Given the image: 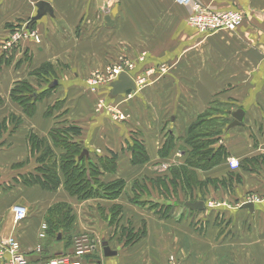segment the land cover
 <instances>
[{"label": "crops", "instance_id": "0c3cea01", "mask_svg": "<svg viewBox=\"0 0 264 264\" xmlns=\"http://www.w3.org/2000/svg\"><path fill=\"white\" fill-rule=\"evenodd\" d=\"M40 2L52 15L31 25L39 40L6 48L15 31L10 26L27 24ZM190 2L0 0V238L16 239L27 264L58 256L75 261L79 237L96 243L80 264H171L170 258L264 264V0ZM193 4L238 11L244 19L234 31L201 34L186 25ZM122 63L135 90L111 97L117 78L104 86L107 69ZM44 64L54 73L36 76ZM22 82L45 93L31 115L10 96ZM238 111L240 125L229 128ZM10 117L20 120L17 126ZM202 117L220 132L204 138L216 140L209 148L222 146L240 162L238 170L223 159L208 169L188 166V130ZM68 126L80 129L73 140L86 151V164L97 167L99 182H124L114 199L69 195L60 170L54 191L24 184L40 167L27 136L44 139L58 164L65 150L51 134ZM134 144L146 162L132 163ZM244 202L253 210L242 208ZM197 203L201 208L190 207ZM59 204L71 210L70 230L56 239L45 231L40 239L48 212ZM17 206L27 212L20 223ZM104 248L114 254L105 256Z\"/></svg>", "mask_w": 264, "mask_h": 264}, {"label": "trees", "instance_id": "16d2710c", "mask_svg": "<svg viewBox=\"0 0 264 264\" xmlns=\"http://www.w3.org/2000/svg\"><path fill=\"white\" fill-rule=\"evenodd\" d=\"M27 24L30 26V21ZM17 28L20 27L10 26L12 30ZM52 73H54L53 66L44 64L39 68L36 76L40 77L42 74L49 75ZM44 94L38 95L28 82L20 83L10 92L11 99L23 108L26 115H31L33 113L35 102L41 99ZM204 118L205 117L200 118L188 130L186 143L192 147L193 153L188 159L187 164L192 168L208 169L216 165L222 159L225 161L228 157L222 146L218 147L216 150L209 148L211 143H214L216 140H204V138L209 139V137L220 134L213 126L207 124ZM19 121L20 120L15 117H10L9 119V123L14 126H17ZM223 122H226L225 119H223ZM4 126L5 122L0 124V131ZM79 134L80 129L75 126H68L67 128L54 130L52 132L51 139L54 146L65 150V154L61 156L58 164L54 160V155L47 142L44 139L41 140L37 138L33 134H29L27 136V142L31 152L40 153L37 161L40 167L37 168L35 174L23 178L24 184L38 185L43 190L54 191L60 185V178L58 176V170H60L63 175V187L71 196H76L80 200L93 197L105 199H114L117 197L124 187V182L116 181L107 185L99 182V171L97 167L91 163L86 164L84 155H81L83 152L81 143L73 140V137ZM130 149L132 150L133 164L146 162V155L142 146L134 144ZM114 159L115 156L113 155L112 160ZM109 166L112 170L113 163ZM135 200L138 201V198H135L133 201L136 202ZM136 203L144 204L145 202ZM71 223V210L66 205L59 204L48 212V217L46 219V234L51 236L52 239L61 237V231L63 230L65 233L68 232L71 228Z\"/></svg>", "mask_w": 264, "mask_h": 264}, {"label": "built area", "instance_id": "2783aa9c", "mask_svg": "<svg viewBox=\"0 0 264 264\" xmlns=\"http://www.w3.org/2000/svg\"><path fill=\"white\" fill-rule=\"evenodd\" d=\"M180 5H190V0H177ZM244 16L238 11H216L200 4H193L191 13L186 18V25L195 29L201 34H212L218 31H234L242 23ZM32 38L38 41V36L29 29L28 24L21 26L13 31L9 43L6 48L13 47L17 42L22 39ZM128 67L127 63L119 64L115 67L107 69V83L110 80L116 79L120 73ZM95 85L97 82H92ZM117 120H122L123 116L118 114ZM226 165L230 171H236L240 168V162L232 157H227L225 160ZM27 212L23 207L17 206L14 208V221L20 223L26 219ZM46 226H42L39 238L45 237ZM39 250V248H38ZM95 250V245L87 240L85 237L75 239L73 243V260L71 262L68 256H58L50 259L45 264H80L79 258L91 254ZM7 256L4 264H27L24 255L20 251L19 243L14 238L2 239L0 238V258ZM171 264L173 259L170 258Z\"/></svg>", "mask_w": 264, "mask_h": 264}, {"label": "water", "instance_id": "95a60500", "mask_svg": "<svg viewBox=\"0 0 264 264\" xmlns=\"http://www.w3.org/2000/svg\"><path fill=\"white\" fill-rule=\"evenodd\" d=\"M36 8H37V13H36V16L31 18V20H30L31 25L34 22H36L37 20H39L46 13L49 15H52V10H51L49 4L46 2L38 3ZM104 20L106 23L109 24L110 20L108 17H106ZM31 25L29 26V29H31L30 28ZM110 88H111V90H110L109 95L111 97H115V96L121 95V94H130V93L134 92V90H135L134 83L132 82L130 77L124 72L120 73L119 76L117 77V80H115L113 83L110 84ZM241 115H242V112H240V111H238L232 115V118L229 119V122H230L229 128L240 125ZM81 155H86V151L84 150ZM190 207L195 208V209L201 208V203L190 205ZM242 208H245V209H248L249 211H252L253 205L251 203L244 202V204L242 205ZM104 254H105V256H109V255L114 254V253L109 252L107 248H104Z\"/></svg>", "mask_w": 264, "mask_h": 264}, {"label": "rangeland", "instance_id": "374dc122", "mask_svg": "<svg viewBox=\"0 0 264 264\" xmlns=\"http://www.w3.org/2000/svg\"><path fill=\"white\" fill-rule=\"evenodd\" d=\"M79 238H80V237H79ZM79 238H78V239H79ZM81 238H82V237H81ZM87 240H88L89 242L93 243L94 245H96V243H95L94 240H91V239H89V238H87ZM94 251H96V249H95ZM94 251H93V252H94ZM91 254H92V253H91ZM73 262H76V261H73Z\"/></svg>", "mask_w": 264, "mask_h": 264}]
</instances>
